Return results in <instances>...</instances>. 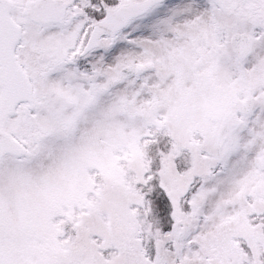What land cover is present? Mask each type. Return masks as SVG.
<instances>
[{
    "label": "snow or ice",
    "instance_id": "obj_1",
    "mask_svg": "<svg viewBox=\"0 0 264 264\" xmlns=\"http://www.w3.org/2000/svg\"><path fill=\"white\" fill-rule=\"evenodd\" d=\"M0 264H264V0H0Z\"/></svg>",
    "mask_w": 264,
    "mask_h": 264
}]
</instances>
